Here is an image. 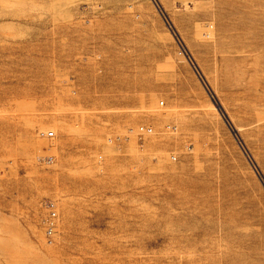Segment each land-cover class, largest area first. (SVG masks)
Masks as SVG:
<instances>
[{
    "label": "rangeland",
    "instance_id": "374dc122",
    "mask_svg": "<svg viewBox=\"0 0 264 264\" xmlns=\"http://www.w3.org/2000/svg\"><path fill=\"white\" fill-rule=\"evenodd\" d=\"M0 264H264V0H0Z\"/></svg>",
    "mask_w": 264,
    "mask_h": 264
},
{
    "label": "built area",
    "instance_id": "2783aa9c",
    "mask_svg": "<svg viewBox=\"0 0 264 264\" xmlns=\"http://www.w3.org/2000/svg\"><path fill=\"white\" fill-rule=\"evenodd\" d=\"M163 104V102H162ZM137 132L139 134H148L153 132V128L149 127L147 125H140L137 127ZM39 135L41 137L45 138H52L54 136V131H46L41 130L39 131ZM52 159V157H50ZM45 207L48 210V217L45 220L46 223V233L48 237V241L50 243L54 242V237L56 234L57 229V222H58V210H57V204L54 200H48L45 202Z\"/></svg>",
    "mask_w": 264,
    "mask_h": 264
},
{
    "label": "bare ground",
    "instance_id": "6f19581e",
    "mask_svg": "<svg viewBox=\"0 0 264 264\" xmlns=\"http://www.w3.org/2000/svg\"><path fill=\"white\" fill-rule=\"evenodd\" d=\"M59 214V213H58Z\"/></svg>",
    "mask_w": 264,
    "mask_h": 264
}]
</instances>
